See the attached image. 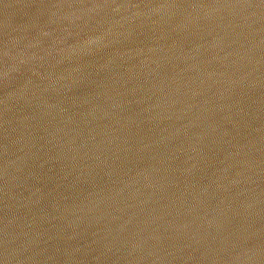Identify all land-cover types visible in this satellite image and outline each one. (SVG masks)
Returning <instances> with one entry per match:
<instances>
[{"label": "water", "instance_id": "obj_1", "mask_svg": "<svg viewBox=\"0 0 264 264\" xmlns=\"http://www.w3.org/2000/svg\"><path fill=\"white\" fill-rule=\"evenodd\" d=\"M123 2L0 0V264H264V0Z\"/></svg>", "mask_w": 264, "mask_h": 264}, {"label": "bare ground", "instance_id": "obj_2", "mask_svg": "<svg viewBox=\"0 0 264 264\" xmlns=\"http://www.w3.org/2000/svg\"><path fill=\"white\" fill-rule=\"evenodd\" d=\"M111 3H117V2L115 0H105V4L110 5ZM117 7L120 9L125 7L123 0L122 1L118 0ZM124 9H126V7Z\"/></svg>", "mask_w": 264, "mask_h": 264}]
</instances>
